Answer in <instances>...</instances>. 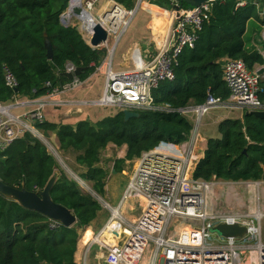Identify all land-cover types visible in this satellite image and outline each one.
Here are the masks:
<instances>
[{"label": "trees", "instance_id": "16d2710c", "mask_svg": "<svg viewBox=\"0 0 264 264\" xmlns=\"http://www.w3.org/2000/svg\"><path fill=\"white\" fill-rule=\"evenodd\" d=\"M113 1L132 10L137 0ZM149 1L172 6L170 0ZM240 1L213 2L194 46L183 48L179 55L174 80L162 81L152 90L157 103L171 107L198 104L207 91L226 98L229 91L223 80V58L241 59L251 70L264 64L262 54L247 47L245 38L249 22H262L258 11L264 0H244V5H238ZM67 4L68 0H0V103L16 97L37 98L69 81L64 74L66 62L83 68L78 75L82 80L100 64L105 52L90 47L76 26L60 21ZM44 36L52 45L51 59L46 55ZM4 67L17 80L14 89L4 83ZM259 88V99L264 102V77L259 78ZM138 113L125 119L122 111H116L94 123L84 119L74 125L44 120L36 126L43 132L56 133L59 149L80 151L75 160L86 168L82 176L102 194L105 172L96 164L100 150L108 143L126 145L124 158L116 161L119 164L140 157L162 141L182 142L192 128L191 121L177 113ZM217 132L218 137L207 139L192 176L205 181L263 180L264 119L243 110L241 118L221 120ZM56 169L60 168L46 145L29 132L0 147V178L7 185L20 187L24 183L28 190L35 186L40 189ZM50 196L75 214L77 222L73 226L50 227L52 220L42 213L0 194V264H77L74 253L78 228L91 224L101 206L62 170Z\"/></svg>", "mask_w": 264, "mask_h": 264}, {"label": "built area", "instance_id": "2783aa9c", "mask_svg": "<svg viewBox=\"0 0 264 264\" xmlns=\"http://www.w3.org/2000/svg\"><path fill=\"white\" fill-rule=\"evenodd\" d=\"M73 2L74 0H68L67 6L73 5ZM97 2L99 0H80L79 3L103 25L108 34L105 56L92 73L100 72L102 65L105 66L101 95L97 98L76 97L88 77L82 80L73 74L69 81L53 87L40 97L19 101L12 106L0 104V107H9V112L13 108L29 107L21 115H7L3 122L4 137L0 147L6 146L23 132H29L45 141L36 125L44 121L46 108L71 107L78 110L96 106L112 107L116 111L151 110L192 116V128L184 141H162L154 148L143 151L138 157L121 202L133 196L140 198V214L135 222H126L120 212L113 214L114 208L108 206L111 211L109 219L115 217L117 222L120 221L125 226L121 243L112 244L108 251L114 257L115 264H252L254 259L256 264H264L261 227L264 205H260L264 201V180L223 181L213 178L205 181L192 176L198 162L194 152L198 129L210 110L223 108L264 111V102L258 96L260 77L256 70L248 69L241 59L226 58L222 63L223 80L229 91L226 98L207 91L201 103L171 107L157 103L152 95V90L160 82L174 80V68L178 64L179 55L183 48L194 46L197 32L201 29L203 20L208 18L214 0H207L198 6H181L177 11L173 6L178 5L179 0H170L172 9L180 14L168 22L161 45L154 53L149 48L145 49V59H136L131 68L120 70L113 68L112 55L135 13L114 4L111 10H104L102 15L96 17L92 11ZM244 3L243 0L238 5ZM82 37L92 47L85 31ZM76 68L72 62H66L64 73H74ZM4 83L12 89L17 85L15 76L7 67H4ZM70 93L71 98L68 97ZM213 186L226 187V195H239L238 189L249 193L253 190L254 209L212 210L207 193ZM36 189L38 188L35 186L34 190ZM83 189L90 191L87 185ZM237 199L240 200L239 197ZM173 218L187 221L189 225L180 232L169 235ZM220 223L243 226L245 232L238 237H224L212 232L211 228ZM57 225L58 222L52 221L50 227ZM85 260L84 254L82 264H87Z\"/></svg>", "mask_w": 264, "mask_h": 264}, {"label": "rangeland", "instance_id": "374dc122", "mask_svg": "<svg viewBox=\"0 0 264 264\" xmlns=\"http://www.w3.org/2000/svg\"><path fill=\"white\" fill-rule=\"evenodd\" d=\"M106 2V1H105ZM137 3V1H136ZM145 3H150L149 0H141L139 8L131 18L127 29L123 32L119 38L117 45L115 47L114 53L112 55L113 68L116 70L127 69L133 66V61L138 60L139 58L145 59L146 55L144 54L145 49L149 48L151 53H154L155 50L161 45L163 40L165 29L168 24L167 17H165V22H156L155 19L163 18L161 17L160 12L162 9L168 11H174L170 5H158L152 4L153 6L146 8ZM104 4V3H103ZM100 2L95 3V8L92 13L96 15L102 5ZM105 5V4H104ZM111 10V8H107ZM105 9V10H107ZM153 9V10H150ZM104 11V10H102ZM101 11V12H102ZM98 12V16L102 13ZM69 25L76 26L77 30L81 33L84 31L81 29L80 22L74 17L69 20ZM260 30L257 31L259 33ZM249 35H246V38ZM112 44V41L110 42ZM264 51V45H263ZM142 60H140L141 62ZM263 66V64H262ZM104 65H102V73H96L90 79L92 83L91 92L93 94L90 97H99L101 95L100 87L104 80ZM258 66L256 65L255 68ZM259 68V67H258ZM5 106H12L15 104V99L6 102L0 103ZM81 116L85 120H95L107 115L114 114L116 108L110 107H82ZM237 112L235 110H225L223 108L210 110L203 118L198 129V140L195 144V155L200 152V149L204 143V134H202V129H206V132L211 133L214 130V127L218 123L226 118L227 115ZM10 113L17 115V111L10 110ZM0 118L5 119L7 115L0 113ZM191 121L192 116L186 117ZM202 126V127H201ZM39 129V128H38ZM42 132V131H41ZM42 134H44L42 132ZM208 135V134H206ZM42 140L40 139L47 147V150L54 156L59 168L63 171L64 175L69 179L75 181L78 186L83 189V186H88L90 191L88 192L101 206V210L98 212L96 219H94L91 224L78 228L79 237L77 241L83 245L82 254L86 255L87 264H115L114 257L109 253L108 248L114 243H121L122 237L124 235L123 228L124 224L120 221L117 222L116 226L110 228L103 237L99 238V242L95 241V236L100 232L102 227L106 225L107 220L111 215V211L108 206L116 208L120 206L124 212L120 211V214L123 217V220L126 222H135L140 214V209L142 207V200L138 197H130L124 199L121 202L122 195L124 190L133 174L134 167L138 160V157L131 160L124 159L121 163L116 164V161L123 159L126 152V145L116 146L113 143H108L105 148L100 150L99 162L96 164L97 167H100L105 172L104 176V192L102 194L97 193L91 186V182L85 179L82 175L86 172V168L83 165H80L76 162V156L80 151H75L73 149L61 150L59 146L50 141L46 135H43ZM134 162V163H133ZM264 180V178H263ZM82 181V182H81ZM241 187V186H240ZM237 187V188H240ZM226 187L224 186H213L210 187L208 191V204L212 210H246L254 209V191L251 190L249 193L247 190L243 191L238 189L239 195L225 194ZM84 190V189H83ZM93 192V193H92ZM240 198L237 199V198ZM126 203V206H125ZM134 204V205H133ZM264 205V201L260 204ZM264 207V206H263ZM120 209V210H122ZM189 223L180 218H173L169 226L168 234L173 235L180 232L184 227H187ZM262 227V240L264 241V217L261 220ZM95 235V236H94ZM98 236V235H97ZM254 256V254H252ZM254 259V258H253ZM252 264H256L255 259Z\"/></svg>", "mask_w": 264, "mask_h": 264}, {"label": "water", "instance_id": "95a60500", "mask_svg": "<svg viewBox=\"0 0 264 264\" xmlns=\"http://www.w3.org/2000/svg\"><path fill=\"white\" fill-rule=\"evenodd\" d=\"M205 1L207 0H179V4L174 5L173 8L177 11L183 4H187L189 6H198ZM140 2L141 0H137L135 7L132 9V13L137 11ZM74 17L79 22L84 20L86 22L88 21L86 29L90 32L89 44L93 48H97L102 52H106L105 42L107 41L108 34L103 25L97 21L95 17H92L90 12L84 9L80 3L67 6L65 11L60 14L59 19L63 24L69 25V20ZM44 47L46 49L47 57L51 59L53 55L52 45L46 36H44ZM82 71V67H77L74 73L64 74L68 79H71L73 74L80 75ZM256 74L259 77H264V66L257 68ZM71 110L81 111L80 109ZM122 113L125 119L139 115L138 112L127 109L122 110ZM248 113L264 119V111L249 110ZM60 171V169H56L47 180L44 187L36 190H28L24 183H22L20 187L10 186L5 184L0 178V194L8 199L18 202L21 206L27 209L42 213L50 220L58 222L65 227L73 226L77 222L75 214L67 207L56 203L50 196V191L56 181V178L60 174ZM211 231L217 232L219 235L224 237H238L245 232V227L239 226L237 224L220 223L213 226Z\"/></svg>", "mask_w": 264, "mask_h": 264}, {"label": "crops", "instance_id": "0c3cea01", "mask_svg": "<svg viewBox=\"0 0 264 264\" xmlns=\"http://www.w3.org/2000/svg\"><path fill=\"white\" fill-rule=\"evenodd\" d=\"M106 1V2H105ZM107 1L108 0H99L100 4H103L102 5V8L100 7L99 11H97L96 15L98 16V12L100 14V12L102 10H105L107 8H105L107 6ZM111 2H113L114 4H117L115 3L113 0H110ZM146 4V8L148 9L149 7L153 6L152 4ZM152 8V7H151ZM150 10H153V9H150ZM161 15V17L163 16V18H160V19H157V21L160 23V21L162 22H165L164 18L167 17V22L170 20V12L171 11H168L166 9H162L161 11H159ZM258 14L262 20V22L259 24H253V23H250L251 24L249 26V29L248 31L245 33V38H246V35H249V37L246 38L247 42H246V45L247 47H250V48H253V49H256L258 50L262 56L264 57V51H263V45H264V3L263 5L261 6V8L259 9L258 11ZM96 16V17H97ZM260 30L259 33H257V31ZM223 61L225 60V58L222 59ZM258 67L262 66V65H257ZM264 66V64H263ZM257 67V68H258ZM255 68V70L257 69ZM102 69V68H101ZM99 74L102 73V70H100V72H97ZM96 74V73H94ZM94 74L90 75L85 84L83 85V87L81 89L78 90V92L76 93V97H82V98H97V97H90L91 94H93L90 90H91V87H92V83H90V79L92 78V76H94ZM261 78V77H260ZM103 82V81H102ZM102 87H103V83L101 84V89H100V92L102 91ZM69 98H71V93L68 95ZM30 98H27V97H16L15 98V103L16 102H21V101H24V100H28ZM29 109V107L27 106H22V107H18V108H13L12 111H17V115H21L23 113H25L27 110ZM235 111L237 112H233V114L231 115H227L226 118H241L242 115H243V110H238L236 109ZM102 118V117H101ZM101 118H97L95 120H89L90 122L94 123L95 121L101 119ZM205 118V117H203ZM207 119V118H205ZM225 119V118H223ZM6 120L5 119H1L0 118V142H1V139L4 137V124L3 122ZM44 120L45 121H48V122H53V123H63V124H70V125H74L76 122H78L79 120H84L81 116V111H74V110H71V107H63V108H59V109H53V108H46L44 110ZM204 120V119H202ZM202 122V121H201ZM37 127V126H36ZM202 127V126H201ZM38 129V127H37ZM38 131L42 134V130L41 129H38ZM42 131V132H41ZM202 134H204V143L200 149V152L199 154L197 155V161L203 156V153H204V150L206 149V144H207V139L208 138H216L219 136L218 132H217V126L214 127V130L211 132V133H208V131L206 132V129H202ZM44 134L42 135H46V138L48 137L50 139V141H52L55 146H58V138H57V135L56 133L54 132H51V131H47V132H43ZM208 134V135H206ZM134 205V204H133ZM96 219V218H95ZM98 235V234H97ZM97 235L95 236V241L96 242H99L96 240V237ZM78 238H80L78 236ZM79 240V239H78ZM82 249H83V245L80 244L79 241H77V247H76V251L74 253V260L77 264H82V257H81V254H82Z\"/></svg>", "mask_w": 264, "mask_h": 264}, {"label": "bare ground", "instance_id": "6f19581e", "mask_svg": "<svg viewBox=\"0 0 264 264\" xmlns=\"http://www.w3.org/2000/svg\"><path fill=\"white\" fill-rule=\"evenodd\" d=\"M80 2V0H74V4H77V3H79ZM114 5V3L113 2H111L110 0H108L107 1V6L105 7V8H110L111 7V9L114 7L113 6ZM180 14V12H175V11H171L170 12V20L172 19V18H174L175 16H178ZM91 16L93 17V15L91 14ZM122 14L120 15V19H121V21H122ZM169 20V21H170ZM85 21V20H84ZM80 21V26H81V28L85 31V36H86V38H89L90 39V32L86 29L87 28V22L85 21ZM154 21H156V22H158L156 19L154 20ZM168 21V22H169ZM0 113L1 114H5V115H10V112H9V107H0ZM134 163V162H133ZM125 206H126V203H125ZM255 207V206H254ZM120 209H122L121 208V205L119 206V208H114V211H113V214H117L118 212H124L123 210H124V208L122 209V210H120ZM116 224H117V220L115 219V217H111L108 221H107V223H106V225H104L103 226V228H102V230H100V232L98 233V236L96 237V240L98 241L99 240V238H101V237H103L104 236V234L110 229V228H112L113 226H116ZM103 235V236H102ZM142 264H145V263H142Z\"/></svg>", "mask_w": 264, "mask_h": 264}]
</instances>
